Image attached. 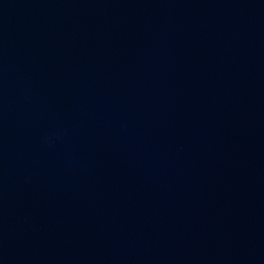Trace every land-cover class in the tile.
<instances>
[{
  "label": "water",
  "instance_id": "obj_1",
  "mask_svg": "<svg viewBox=\"0 0 264 264\" xmlns=\"http://www.w3.org/2000/svg\"><path fill=\"white\" fill-rule=\"evenodd\" d=\"M0 264H264V0H0Z\"/></svg>",
  "mask_w": 264,
  "mask_h": 264
}]
</instances>
